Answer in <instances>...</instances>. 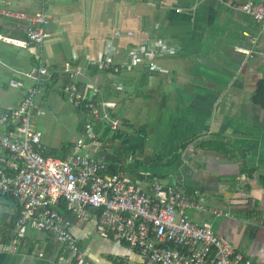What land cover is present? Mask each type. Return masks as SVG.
<instances>
[{
  "label": "crops",
  "instance_id": "crops-1",
  "mask_svg": "<svg viewBox=\"0 0 264 264\" xmlns=\"http://www.w3.org/2000/svg\"><path fill=\"white\" fill-rule=\"evenodd\" d=\"M8 8L34 13L38 1L12 0ZM46 9L49 36L41 54L34 46L0 40V109L23 104L37 85L32 74L41 61L49 74L35 97V120L39 116L47 125L43 117L51 116L54 121L49 102L57 101L71 111L72 133L66 139L110 162L111 149L98 139L110 124L96 121L102 126L94 139L78 130L77 102L62 81L73 79L79 93L95 96L102 112L121 120L123 137L116 143L128 153V164L140 156L135 169L143 178L155 174L164 183L207 191L209 208L222 206L233 216L217 217L209 210L190 216L211 222L244 258L264 264V97H256L264 79V23L216 0H48ZM25 30L24 20L0 12L1 34L24 39ZM147 42L176 50L129 66V49ZM107 56L121 65L119 72L100 67ZM151 61L160 69H151ZM41 132L50 149L65 143L57 139L52 145ZM211 138L220 140L222 151L200 146ZM18 207L13 198L0 196V228ZM70 216L85 263L152 264L115 232L101 229L95 211L89 218ZM25 236L26 244L22 238L0 241V264H71L64 247H52L51 234L29 229Z\"/></svg>",
  "mask_w": 264,
  "mask_h": 264
},
{
  "label": "built area",
  "instance_id": "built-area-1",
  "mask_svg": "<svg viewBox=\"0 0 264 264\" xmlns=\"http://www.w3.org/2000/svg\"><path fill=\"white\" fill-rule=\"evenodd\" d=\"M37 1L38 10L25 13L9 9L12 0H0V12L24 20L26 25L24 39L0 34V40L21 47L33 45L41 54L49 36L48 0ZM216 1L264 23V2ZM175 50L158 42L142 43L129 49L128 65ZM109 56L100 62V67L119 72L121 65ZM149 66L160 69L155 61ZM48 74L40 61L32 74L37 85L30 89L23 104L0 109V120L6 127L0 131V196L13 198L21 208L16 239L24 237L29 229L45 231L65 248L71 264H88L71 228L70 215L89 218L95 211L101 229L115 232L152 264H253L230 239L217 233L211 222H198L190 216L193 210H209L217 217L233 216L231 209L209 208L207 191H189L180 183H164L149 176L134 182L122 172L108 173L105 159L84 153L80 142L73 146V154L64 159L48 155L50 148L42 141L43 133L34 122L35 97L42 92L40 83ZM64 89L77 101H86L95 121L109 123L113 131L120 128L121 120L102 112L95 96L86 98L76 84ZM87 136L94 139L98 134L90 127Z\"/></svg>",
  "mask_w": 264,
  "mask_h": 264
},
{
  "label": "trees",
  "instance_id": "trees-1",
  "mask_svg": "<svg viewBox=\"0 0 264 264\" xmlns=\"http://www.w3.org/2000/svg\"><path fill=\"white\" fill-rule=\"evenodd\" d=\"M1 34V33H0ZM33 46V45H31ZM36 61V60H35ZM148 75L151 74V71H147ZM71 79L69 77H63L62 81L64 86H66V84H71L73 82V79L70 81ZM144 81H147V77H143ZM53 85V83H47L46 86L49 87ZM77 86L80 90H82V84L79 82L77 83ZM46 87V89H47ZM256 97L260 98V97H264V79H262L259 83V89L256 93ZM75 102H77V112L80 116V122L78 125V130L83 133L86 134L88 133L90 127H92L94 129V131L97 132V129L100 128L102 125H98L96 124V121L94 120V116L92 114V111L86 107V101H77L75 99ZM123 129L119 128L117 130H112L111 125H106L104 128V131L102 133V135L100 136L101 141H106L107 144V149H111V159L110 162L108 160H105V162L108 164L109 168H108V173H118V172H122L125 176H127L129 179H131L132 181L136 182V181H140L143 179V175L137 171V168L140 164H141V158L140 156L137 157L132 164L129 163L128 164V160H129V155L127 152L122 151L121 148L119 147V145H117L116 140L117 138L123 137ZM200 146H202L203 148L205 147H210V148H215L216 150H223L222 147V143L220 142V140L216 141L214 138H211L209 140H204L201 141ZM75 145V142L72 141H68L63 143L59 148H54V149H50L48 152V155H52V156H57V157H61V158H66L68 155L73 154L74 150H73V146ZM113 149V150H112ZM98 158V157H96ZM176 156L174 158H171L170 162H173L175 160ZM158 161L160 160H156L154 162V165H158ZM169 162V163H170ZM130 171L131 174L128 175V173L126 172ZM154 176V177H153ZM150 178H155L158 177V175H149ZM159 178V177H158ZM1 197H8V196H1ZM10 198V197H8ZM221 208V207H220ZM20 207L17 208L16 212L14 215H10L11 220H7L5 223H3L1 225L0 228V241L3 243H8L11 242L12 240H15V238L17 237L16 232H15V227L17 225L18 219L20 217ZM52 247L56 248L57 246L60 245V243L58 242V240L56 239V237L52 236ZM27 241V237L24 236L22 237L21 243L22 244H26ZM79 244V243H78ZM30 250L33 248V243L29 245ZM80 246V245H79ZM81 248V247H80ZM86 260V258H85ZM87 261V260H86Z\"/></svg>",
  "mask_w": 264,
  "mask_h": 264
},
{
  "label": "rangeland",
  "instance_id": "rangeland-1",
  "mask_svg": "<svg viewBox=\"0 0 264 264\" xmlns=\"http://www.w3.org/2000/svg\"><path fill=\"white\" fill-rule=\"evenodd\" d=\"M49 103L51 106V110L55 109L54 112H56L57 116H55L54 121L51 119V116L50 117L44 116L43 118L46 120L45 122H47V125L44 124V121L43 119H41V117L37 116L36 120L34 117V122L36 126L40 127L41 130L43 129L44 132L48 133L49 136L48 135L47 136L52 138L50 141L52 145H54L55 140L57 139L59 140V142L62 141V143L70 141V139H66V138H68L72 133V131L70 130V125H73V123H72V118H70L69 116L71 111L66 113L65 110L62 109V106L57 101H51ZM46 108L47 110H49L48 107ZM59 147L57 146L56 148H59ZM221 209L224 210L222 206H221ZM0 213L1 214L3 213L1 209H0Z\"/></svg>",
  "mask_w": 264,
  "mask_h": 264
},
{
  "label": "clouds",
  "instance_id": "clouds-1",
  "mask_svg": "<svg viewBox=\"0 0 264 264\" xmlns=\"http://www.w3.org/2000/svg\"><path fill=\"white\" fill-rule=\"evenodd\" d=\"M9 44V43H8Z\"/></svg>",
  "mask_w": 264,
  "mask_h": 264
}]
</instances>
